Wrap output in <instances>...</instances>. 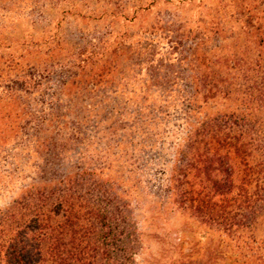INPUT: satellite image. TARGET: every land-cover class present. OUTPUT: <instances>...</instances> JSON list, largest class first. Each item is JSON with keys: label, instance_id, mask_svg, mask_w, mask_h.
I'll list each match as a JSON object with an SVG mask.
<instances>
[{"label": "rangeland", "instance_id": "374dc122", "mask_svg": "<svg viewBox=\"0 0 264 264\" xmlns=\"http://www.w3.org/2000/svg\"><path fill=\"white\" fill-rule=\"evenodd\" d=\"M224 2L204 0L207 26ZM177 4L168 0H0V235L8 230L6 209L27 186L40 180L37 167H87L95 168L101 179H110L114 194H122L130 203L126 213L132 221L127 230L137 240L130 264L227 262L212 258L225 235L214 225L202 223L192 209L181 208L170 192L177 150L186 141L189 123L230 106L220 100L206 103L198 97L193 111L185 114L182 107L175 113L180 99L177 89L191 84L183 68L172 65L176 61L173 40L178 37L170 32L173 26L169 24L174 16L187 13ZM123 10L127 18L112 14ZM158 20L166 25L155 27ZM240 27L241 23L226 20L225 40L231 42L236 35L242 40ZM116 35L117 51L111 52L116 50L114 44L100 58L94 54L87 70L115 60L113 81L97 93L72 91L71 62L101 50L103 40L114 41ZM207 37L211 38L204 47L208 50L224 40L210 28ZM186 42L194 45L191 40ZM11 61L14 64L8 66ZM151 65L156 66L158 79L150 76ZM174 70L183 71L182 76L168 75ZM165 88L174 92L164 94ZM40 100L46 102L45 107L37 104ZM96 101L107 102L104 106L119 105L123 112L111 119L105 109L94 120L83 121L77 131V117L83 118L86 105ZM51 103L57 104L55 110L48 108ZM70 103L74 104L68 107ZM140 104L151 113L147 118L149 112H144L145 118L137 121V114L127 112ZM166 106H170L169 112ZM55 112L66 115L62 130H54L55 122L51 124ZM42 116H46L44 123ZM136 124L133 134L129 127ZM55 132H59L56 139L61 145L52 150V163H47L48 152L41 142L52 139ZM118 133H127L125 139L119 140ZM263 233L264 225L260 236ZM234 249L226 246L223 253L230 257L244 251Z\"/></svg>", "mask_w": 264, "mask_h": 264}, {"label": "trees", "instance_id": "16d2710c", "mask_svg": "<svg viewBox=\"0 0 264 264\" xmlns=\"http://www.w3.org/2000/svg\"><path fill=\"white\" fill-rule=\"evenodd\" d=\"M168 1L178 3L189 13L184 17L174 16L169 24L173 26L170 32L178 37L173 40L176 61L172 65L179 64L184 72L174 70L168 75L177 78L183 72L191 83L185 88H175L180 95L175 113L182 107L185 114L193 111L198 97L206 103L220 100L230 105L194 123L187 120L191 128L185 143L177 150L170 192L181 208L192 209L202 223L214 225L225 235L212 258L226 260L223 264H264V233L259 234L264 225V0H224L212 16L210 27L204 21L208 18L204 0ZM125 13L124 10L112 12L127 18ZM226 20L241 23L242 40L239 35L231 42L225 40ZM163 24L166 25L158 20L155 27ZM209 28L224 38L210 50L204 49L211 41L210 37L204 38ZM115 38L103 40L101 50L92 51L88 57L80 56L75 64L71 62L72 91L96 92L107 88L109 80L113 81L115 60L87 70L95 60L94 54L98 59L104 55L103 50L111 49L114 44L116 50L111 52L117 51L118 35ZM188 40L194 45L189 46ZM12 64L13 61L8 66ZM150 68V76L158 79L156 66ZM162 92L168 94L174 90L165 88ZM104 103L107 102L86 105L85 116L77 117V131L83 121L94 120L105 109L111 119L122 114L119 105L104 106ZM37 104L45 107L46 102L40 100ZM56 105L51 103L48 108L55 110ZM145 106L137 105L127 114H137L134 118L137 121L148 118L151 109L148 111ZM123 108L128 111L126 106ZM169 110L170 106H166V112ZM146 111L149 113L144 117ZM64 117L62 113L51 114L54 130L63 129ZM45 119L42 116L41 122ZM137 124L129 127L133 134ZM57 133L41 142L48 152L47 163L53 158L52 150L61 145ZM126 134L118 133L119 140L125 139ZM58 168L37 167L40 180L27 186L4 212L8 230L6 235H0V264H130V260L134 261L133 246L137 240L135 233L127 230L132 221L126 213L130 209L129 201L120 193L114 194L111 180L101 179L95 168ZM230 245L235 246L233 252L244 250L243 253L224 255V248Z\"/></svg>", "mask_w": 264, "mask_h": 264}]
</instances>
